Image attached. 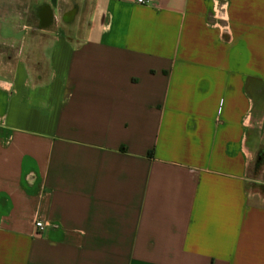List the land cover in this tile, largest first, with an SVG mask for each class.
<instances>
[{
    "label": "crops",
    "instance_id": "obj_1",
    "mask_svg": "<svg viewBox=\"0 0 264 264\" xmlns=\"http://www.w3.org/2000/svg\"><path fill=\"white\" fill-rule=\"evenodd\" d=\"M143 1L4 39L0 264H264V0Z\"/></svg>",
    "mask_w": 264,
    "mask_h": 264
},
{
    "label": "flooded vegetation",
    "instance_id": "obj_2",
    "mask_svg": "<svg viewBox=\"0 0 264 264\" xmlns=\"http://www.w3.org/2000/svg\"><path fill=\"white\" fill-rule=\"evenodd\" d=\"M31 1L33 0H0V60L4 58L11 59L14 54V50L4 41L5 38L1 34L3 25H10L16 31L25 32L29 36L54 25L55 18L51 6L48 4L42 5L33 13L30 7ZM75 7L74 5V8L63 17L64 21L71 20L72 14L75 13ZM28 29H30V32H28Z\"/></svg>",
    "mask_w": 264,
    "mask_h": 264
},
{
    "label": "rangeland",
    "instance_id": "obj_3",
    "mask_svg": "<svg viewBox=\"0 0 264 264\" xmlns=\"http://www.w3.org/2000/svg\"><path fill=\"white\" fill-rule=\"evenodd\" d=\"M75 1H80V3L82 2V0H33L30 2V7H31V12L35 13L38 7L48 4L53 9L54 13L56 15H59L60 13H62V9L63 11H65L69 8H72L73 3ZM58 5L61 6V10H59ZM76 28H77V22L67 24L65 23L63 16L62 17L59 16L57 19H55V23L52 27L36 32L35 37L39 38V37H43L44 35H48L52 33L63 34L69 31H71L72 33H77ZM28 32H30V29H28ZM1 34L4 38H10V37L21 38L26 36L25 32L16 31L10 25H3Z\"/></svg>",
    "mask_w": 264,
    "mask_h": 264
},
{
    "label": "built area",
    "instance_id": "obj_4",
    "mask_svg": "<svg viewBox=\"0 0 264 264\" xmlns=\"http://www.w3.org/2000/svg\"><path fill=\"white\" fill-rule=\"evenodd\" d=\"M139 3H141V4H145L146 2L143 1V0H139ZM36 227L42 230L43 227H44V225H43L42 222H37V223H36Z\"/></svg>",
    "mask_w": 264,
    "mask_h": 264
},
{
    "label": "trees",
    "instance_id": "obj_5",
    "mask_svg": "<svg viewBox=\"0 0 264 264\" xmlns=\"http://www.w3.org/2000/svg\"><path fill=\"white\" fill-rule=\"evenodd\" d=\"M258 160H259V162H264V151L259 153Z\"/></svg>",
    "mask_w": 264,
    "mask_h": 264
},
{
    "label": "water",
    "instance_id": "obj_6",
    "mask_svg": "<svg viewBox=\"0 0 264 264\" xmlns=\"http://www.w3.org/2000/svg\"><path fill=\"white\" fill-rule=\"evenodd\" d=\"M74 14H75V13L72 14V16H71V20H65V22H71V21L73 20V18H74Z\"/></svg>",
    "mask_w": 264,
    "mask_h": 264
}]
</instances>
